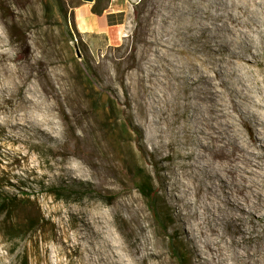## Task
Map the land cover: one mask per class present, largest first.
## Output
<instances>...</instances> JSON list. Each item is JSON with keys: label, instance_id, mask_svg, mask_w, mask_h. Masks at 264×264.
I'll return each instance as SVG.
<instances>
[{"label": "rangeland", "instance_id": "obj_1", "mask_svg": "<svg viewBox=\"0 0 264 264\" xmlns=\"http://www.w3.org/2000/svg\"><path fill=\"white\" fill-rule=\"evenodd\" d=\"M44 2L0 0V175L3 170L6 180L17 174L19 188L8 190L32 193V208L46 216L32 236L8 240L0 215L4 261L45 264L49 248L59 264H181L175 238L188 254L186 264L215 263L216 251L205 246L201 230L206 225L195 213L213 181L200 169L211 156L194 131L205 113L194 107L203 86L194 81L221 70L235 94L247 91L241 80L252 81V94H264V0H126L127 27L113 43L96 33L71 40L62 17L56 9L51 15ZM244 20L260 34L246 33ZM230 25L245 30L241 37L258 51L251 72L231 59L239 44L226 30ZM222 92L218 99L227 95ZM108 103L111 115L129 123V133L122 121L109 119ZM4 115L13 120L9 134ZM244 138L250 140L247 131ZM206 168L222 175L216 163ZM148 174L165 225L139 187ZM229 180L227 190L235 186ZM48 186L68 190L67 199L47 192ZM221 231L234 235L225 221ZM244 235L250 234L234 236Z\"/></svg>", "mask_w": 264, "mask_h": 264}, {"label": "bare ground", "instance_id": "obj_2", "mask_svg": "<svg viewBox=\"0 0 264 264\" xmlns=\"http://www.w3.org/2000/svg\"><path fill=\"white\" fill-rule=\"evenodd\" d=\"M230 18L232 22L237 21V18L232 15ZM242 24L247 27L246 33L255 31L256 34H260L251 21L244 20ZM226 30L229 34L235 35L234 40L239 44L238 49L232 53L231 59H237L244 73L251 72L253 64L257 62L258 51H254L255 46L241 37V33H245V30L238 33L231 25ZM205 62L204 59L202 63L205 64ZM216 78L220 81L216 82ZM261 81L264 82V79ZM261 81H254L258 89ZM240 82L246 86L247 91H238L235 94V88L229 87V82L223 78L221 70H215L213 77L203 74L194 81L196 84L203 83V86L199 85L197 88V101L195 100L194 107L197 110L204 107L205 110V113L197 117L202 126L198 125L194 131L203 139L201 145L210 150L211 156L210 159L205 160L206 164L200 169L201 172L206 170L207 177L213 181L212 185H206L207 200H204L201 209H196L195 213L207 228L201 229L207 236L205 246L216 251V254L213 253L215 254L213 264H240L241 262L264 264V228L260 229V225H264V94H261L260 90L252 94L253 88L250 85L252 81L249 80L247 83L241 80ZM165 83L166 88H170L171 81L167 79ZM177 87H174L176 96L179 93ZM221 91L227 92V95L218 99L217 95ZM166 94L168 90L164 92L167 100ZM242 106L246 108V111L241 109ZM161 116V114L158 116L157 121H160ZM10 117L4 115L1 119L6 134L10 133L13 125ZM14 124L18 125L19 122ZM244 131L248 132L250 140L244 138ZM202 153L203 151L199 154L201 158L204 157ZM215 163L222 167V175L219 172H209L206 168ZM228 178L235 184L229 190H227L230 187ZM217 180L219 183L215 185ZM198 185L201 188L202 181H199ZM223 221L233 226L234 235L237 232L242 234L248 232L250 235L242 236V240L234 235L227 238L221 231ZM201 223L197 224L198 227ZM64 233L66 234V231ZM227 249L231 250V254L227 253ZM55 250L57 252V249ZM42 256L45 264H59L58 258L56 262L53 261L49 248ZM230 259L234 261L230 262ZM0 264H6L3 254H0Z\"/></svg>", "mask_w": 264, "mask_h": 264}, {"label": "trees", "instance_id": "obj_3", "mask_svg": "<svg viewBox=\"0 0 264 264\" xmlns=\"http://www.w3.org/2000/svg\"><path fill=\"white\" fill-rule=\"evenodd\" d=\"M83 0H45V9L51 12V15H55V9L57 13L62 17V21L66 24L68 32L70 33V39L79 42L81 39V33L76 27L74 21L73 9L78 5H81ZM110 0H95L92 4V12L95 14H102L109 6ZM71 23V26L69 25ZM88 64V63H87ZM90 72L91 67L87 65ZM92 86V85H91ZM104 111L108 112L110 116L109 119L117 122L122 121L123 127L126 128V132L129 131V123L122 116L111 115L113 111V106L107 104V108ZM120 131H123L120 128ZM121 133V132H120ZM121 135V134H118ZM121 137V136H120ZM1 156V153H0ZM3 164V160H0V165ZM5 172L2 170V175H0V215L3 216V226L2 232L5 238L8 240H14L16 238H23L27 236H32L37 231L41 229V222L45 221V214L41 211L39 207L32 208L35 204L33 202V194H20L15 190H8V188H19L20 182L19 176L17 174L12 175L10 178H4ZM24 183V182H23ZM141 192L147 198L150 209L154 217L162 224L165 225L166 217L162 206L159 204L157 190L153 187V182L151 176L143 175L141 184H139ZM47 192L53 194L58 199H67L64 196L68 190L59 188L57 186H48L45 188ZM172 247L179 258L181 264H186L188 262V254L183 248V246H176L175 238H172Z\"/></svg>", "mask_w": 264, "mask_h": 264}, {"label": "crops", "instance_id": "obj_4", "mask_svg": "<svg viewBox=\"0 0 264 264\" xmlns=\"http://www.w3.org/2000/svg\"><path fill=\"white\" fill-rule=\"evenodd\" d=\"M92 4L86 2L73 9L74 21L79 32L83 35L92 33L104 35L109 43L121 39L129 18L126 0L125 2L110 0L108 8L102 14L93 13Z\"/></svg>", "mask_w": 264, "mask_h": 264}, {"label": "water", "instance_id": "obj_5", "mask_svg": "<svg viewBox=\"0 0 264 264\" xmlns=\"http://www.w3.org/2000/svg\"><path fill=\"white\" fill-rule=\"evenodd\" d=\"M84 2H87V3H94L95 0H83ZM76 49H77V54L80 56V53H79V50L76 46Z\"/></svg>", "mask_w": 264, "mask_h": 264}]
</instances>
